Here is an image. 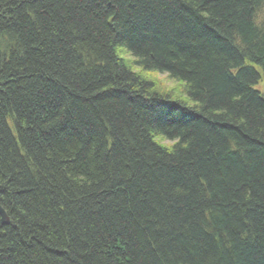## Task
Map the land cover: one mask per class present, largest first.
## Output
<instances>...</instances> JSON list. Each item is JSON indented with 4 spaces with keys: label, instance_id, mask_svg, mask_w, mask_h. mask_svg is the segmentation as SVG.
<instances>
[{
    "label": "trees",
    "instance_id": "obj_1",
    "mask_svg": "<svg viewBox=\"0 0 264 264\" xmlns=\"http://www.w3.org/2000/svg\"><path fill=\"white\" fill-rule=\"evenodd\" d=\"M0 205V264H264V0H0Z\"/></svg>",
    "mask_w": 264,
    "mask_h": 264
},
{
    "label": "rangeland",
    "instance_id": "obj_2",
    "mask_svg": "<svg viewBox=\"0 0 264 264\" xmlns=\"http://www.w3.org/2000/svg\"><path fill=\"white\" fill-rule=\"evenodd\" d=\"M122 57L128 61L129 63H133V59L129 54H126L125 52L121 54ZM136 72H140L139 68H134ZM143 77L147 78L148 80H151L153 82V86L155 87V90L160 95L168 96L172 101H179L183 103L186 100V97L183 95L181 87L179 85V82H176L169 78L167 74L164 73H150L145 72L141 74ZM164 96V97H166ZM179 99V100H176ZM186 102V101H185ZM184 102V103H185ZM187 104L190 105V103L187 102ZM188 105V106H189ZM164 144H169V142H163Z\"/></svg>",
    "mask_w": 264,
    "mask_h": 264
},
{
    "label": "water",
    "instance_id": "obj_3",
    "mask_svg": "<svg viewBox=\"0 0 264 264\" xmlns=\"http://www.w3.org/2000/svg\"><path fill=\"white\" fill-rule=\"evenodd\" d=\"M0 217L3 224H8L9 218L5 209L0 205Z\"/></svg>",
    "mask_w": 264,
    "mask_h": 264
},
{
    "label": "bare ground",
    "instance_id": "obj_4",
    "mask_svg": "<svg viewBox=\"0 0 264 264\" xmlns=\"http://www.w3.org/2000/svg\"><path fill=\"white\" fill-rule=\"evenodd\" d=\"M176 100H179V99H176Z\"/></svg>",
    "mask_w": 264,
    "mask_h": 264
}]
</instances>
